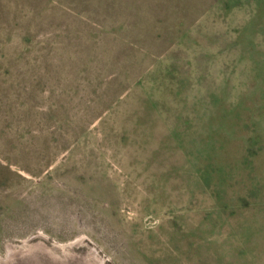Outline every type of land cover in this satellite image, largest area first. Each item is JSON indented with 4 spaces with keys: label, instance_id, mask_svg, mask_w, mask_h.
Masks as SVG:
<instances>
[{
    "label": "rangeland",
    "instance_id": "374dc122",
    "mask_svg": "<svg viewBox=\"0 0 264 264\" xmlns=\"http://www.w3.org/2000/svg\"><path fill=\"white\" fill-rule=\"evenodd\" d=\"M0 264H264V0H0Z\"/></svg>",
    "mask_w": 264,
    "mask_h": 264
}]
</instances>
